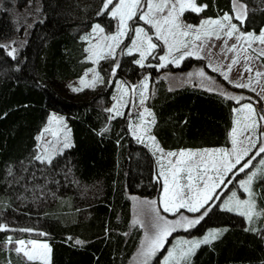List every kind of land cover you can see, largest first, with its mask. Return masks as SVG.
<instances>
[{
	"label": "trees",
	"instance_id": "trees-1",
	"mask_svg": "<svg viewBox=\"0 0 264 264\" xmlns=\"http://www.w3.org/2000/svg\"><path fill=\"white\" fill-rule=\"evenodd\" d=\"M234 1L246 7L243 23L234 19L240 29L259 33L264 0H195L207 8L184 16L196 21L232 14ZM102 3L0 0V264H43L6 246L16 239L46 241L49 264H131L141 248L143 229L133 223L132 200L158 197L156 158L130 134L127 114L112 116L101 106L110 101L113 88L103 67L100 86L71 93L64 85L90 65L82 31L94 23L114 28L108 12L97 15ZM12 49L15 58L7 54ZM259 60L264 66V56ZM185 63L206 70L202 59ZM118 64L114 78L138 76L143 70L133 55L122 56ZM184 70H148L152 135L169 151L228 147L239 98L256 105L261 100L216 73H211L216 82L211 85L170 87L166 75ZM51 112L64 116L71 143L49 163L36 158V140ZM252 188L256 209L264 212V179L258 176ZM153 208L159 209L156 202ZM204 210L186 217L196 219ZM246 221L238 213L210 207L186 233L200 236L217 228L221 234L200 244L187 264H264V215ZM164 249L159 248L157 258Z\"/></svg>",
	"mask_w": 264,
	"mask_h": 264
},
{
	"label": "rangeland",
	"instance_id": "rangeland-1",
	"mask_svg": "<svg viewBox=\"0 0 264 264\" xmlns=\"http://www.w3.org/2000/svg\"><path fill=\"white\" fill-rule=\"evenodd\" d=\"M118 0H113V3H117ZM147 0H141L142 10L147 11L146 8ZM199 6V5H197ZM243 6V7H241ZM112 8V5L109 6V9ZM165 13H159L157 14V19H160ZM239 11L241 16L246 15V7L242 3L238 1H234L233 3V13L228 14L229 16L233 17L231 20L232 24H236L238 28V32L234 34L232 38H228L223 31H219L218 34L220 36L219 39L216 38L215 34H209L204 35L205 30H208L211 33V28L213 26L206 25L205 28L200 29V39L196 40L195 36L197 34L196 29L201 25L202 21H206L209 19H222L223 16L219 17H200L196 21H191L190 19H187L184 15L187 14V12H193L190 9L186 8L185 11L180 15L179 21L182 25H192L193 29L187 36H180L176 35L175 38L172 36H169V44H175L176 48H179V51L173 49L171 55H169V44H165L162 39H159V34L157 33L156 28H154L152 25L145 23L144 20H141L139 16L142 14L141 11H138L136 16H134L131 20L127 21V31L126 35L120 37V43L117 47L114 48V56L113 59L111 55H109V49L107 45L112 44L113 42L110 40H106L105 37L112 36L118 32L119 29V22L117 19H113L109 13L108 15L112 18L114 23L113 29H107L104 26L100 25L101 28H103V32H93V27L97 25L98 23H94L90 29L84 30L81 33V39L85 42V50H86V57L85 60H87L90 65L83 71L80 77L68 80L64 83L65 88L71 92V93H77L84 91L85 89H93L97 86H100L103 84L104 80L100 73V67H103L105 71L108 72L110 75L111 84H113L112 88V96L110 101L107 104L102 103L101 106L108 111V109L116 108L121 114L116 115L115 112H109L112 116H121L123 114H127L129 117V129L130 134L139 142L145 144L154 154L156 158L157 163V170H156V176L159 179L160 182V191L158 194V197L156 200H154L157 203L158 213L160 216L164 217L166 220L173 219V217H186L188 216H194L196 212H189L186 208H180L178 210L174 209L173 211L165 212L163 208V200H164V176L161 175V173H165L167 175H171V165L169 164V161H172L175 163V161L179 158L176 157H168L166 154L168 152H175L179 154L181 151H191L193 153H197L196 156L193 157V160L196 162H199L203 160L205 163H209L211 161H219L222 158V153L220 151H213L211 153H206L204 150H223L224 152H231L233 150V139L235 138L237 142L243 141L242 145H239L240 147L249 146V141L246 139V137H251L253 141L256 143L255 148H251L249 156L244 157V159L241 161V164L246 162L251 155H254L257 149L261 146L262 143H264V121H260L258 119L259 115H264V75L257 76L256 73L260 72L264 74V68L261 65V62L259 60L260 51L264 50V44L259 43V41H253L251 43V47H248V44L245 42L244 39L237 40L236 36L240 33L249 34L247 31H242L235 20V14ZM196 13V12H193ZM197 14V13H196ZM235 19V20H234ZM240 21V20H237ZM227 23V22H225ZM136 28H142L144 30V33L147 34V36L152 38V42L157 44V47L153 50H151V54L147 55V58L144 60V66L142 68L141 75H135L134 77H127L126 79L121 78H114L112 69L115 67L117 63H119L122 56H127L128 54V48L132 47V41L136 39L135 29ZM183 30V29H181ZM226 31V29H225ZM262 31H264V27L262 28ZM261 31V32H262ZM254 33L251 32V34H254L256 36H259L260 33ZM187 45V47H184L183 45ZM232 45H236L235 50H229ZM198 51V55H208L209 59L215 62V64L219 63V68L217 67L216 71H213L210 69L205 62V67L203 70L200 68H194V66L189 65V63H185L184 66L182 65L184 60L187 58L190 59H201L197 58L196 54L193 55H185L184 59L180 60L179 66H177L175 63H171L169 61L173 60L174 58L180 57L185 52H196ZM255 50V51H254ZM134 56V61L140 59L139 52L136 50H133L132 54ZM166 56L168 59L166 61H161L160 57ZM237 60L238 62L234 64L229 71L228 65L232 63L233 60ZM161 63H164V67H159ZM212 63V62H211ZM150 65V66H149ZM169 66L173 68H179L185 69L182 72H175L167 74L166 77L168 79V83L170 87L178 86L182 83H197L201 85H211L216 83L215 80L212 77L211 73H216L219 76H221L230 86H233L232 82L235 83H243V84H249V81H251L250 86L246 87V89L253 92L258 98L261 100L260 105H256L254 102L250 101H244L241 100L235 105L234 107V123L232 130L230 132V145L228 147H212V148H202V149H183V150H164L163 153L156 150V147L153 146V142L148 138L149 136H153L151 133V127L152 124L149 122L153 119V113L150 107H148V99L151 93V81H150V73H148V70L151 68H156V70H164L168 68ZM183 66V67H182ZM250 67L251 71H246L245 69ZM117 69V68H116ZM192 69V70H190ZM203 70L205 73L204 77H200L198 73ZM116 72V71H115ZM99 74V77L102 78V82L97 81L95 82V85L92 86V82L94 79V76L96 74ZM189 73L192 75L190 76ZM166 74V73H163ZM223 74H227L228 79L226 80L224 78ZM81 80L84 81V83H81ZM146 84V87H145ZM82 89L78 91H73V89ZM245 88V87H244ZM143 93V99L144 102L141 103ZM232 94V93H230ZM241 98V97H240ZM245 104H251L252 107L255 109L257 116L255 117L257 119V126L254 130L251 128H248L245 130V124H250V120H246L245 117L247 113L243 111V106ZM259 106V107H258ZM147 109V111H145ZM148 112H151L152 115L149 116ZM55 117L56 119H53ZM145 128H150V132H145ZM47 129V131H45ZM235 130V132H234ZM53 133H56V135H53ZM138 137H143V142L138 139ZM37 145H36V156L43 157V161L48 162L51 158H53L55 155L60 153L65 147V142L71 143L69 128L67 125V122L64 118V116L50 113L46 123L41 128L39 133L37 134ZM156 145L160 149V145L156 141ZM187 159V157H185ZM264 159V153H262L260 156H257L255 160L252 161V166L250 168L245 169L244 172H239L238 169L241 165H237L236 168H234L231 172H228L224 176L223 183H218L216 188L213 190V198L209 200L208 204L205 205L209 209L210 207L216 205L220 209L226 210V202L227 207L233 208L231 212L234 213H240L243 211H246V209L240 205L238 206L236 204V201H245L247 200L248 193L244 191V188L241 187V181H244L247 179V175L250 174L252 171H256L260 167V160ZM181 175H186V173H182ZM195 175V173H194ZM209 176H213L214 172L209 171ZM184 183V181H182ZM203 185L201 184V187ZM187 192V189H185ZM233 193H235V197H233ZM188 195H192V193H188ZM141 200H138V197H134L132 200V213H133V223L141 226L143 229V237L141 242V248H139L135 255L132 258L131 264H142L143 257L141 255L143 245L145 243L146 235L151 236L154 234L155 229L152 227V224L154 222V218L156 213L152 211V201L144 200L143 198H140ZM156 208V207H155ZM203 209V208H202ZM201 209V210H202ZM228 211V210H227ZM258 211V210H257ZM241 215V214H240ZM244 216V215H243ZM172 217V218H171ZM254 217V216H253ZM200 218V216H197L196 219ZM244 218L247 220L248 223L249 220L246 216ZM178 220V219H177ZM139 221L140 223H136ZM196 224L192 227L184 228V227H177L170 236H168L165 239V242L161 248H165L164 251L161 253V257L157 258L159 249L155 252L154 255H152L150 258H148L147 264H152L154 261H156V264H165L166 261H168V264H177V260L169 257V252H174L175 255L178 257L179 252L181 249H187L189 247V242L192 241H199L203 240L205 236H208L210 233L217 232V228L209 229L206 233L203 235H191L190 232L186 233V229L191 231L190 229L194 228ZM181 230V231H179ZM24 241V244L21 245L18 242ZM31 241H36L37 244H43L47 243L46 241L42 240H36V239H16L11 242H8L6 244L7 247L12 248L16 251L17 248H23L25 251L33 252L34 255H37L38 257L40 255L44 256V259H34L39 260L42 263L49 264L50 260V252H48L45 249H41L39 247L35 248L33 250V245L30 243ZM48 244V243H47ZM50 248V247H49ZM196 249V248H195ZM194 249V251H195ZM193 251V252H194ZM191 253V255L193 254ZM22 256L27 259L23 252H21ZM190 256H188L186 261H180V264H187L189 262Z\"/></svg>",
	"mask_w": 264,
	"mask_h": 264
},
{
	"label": "snow or ice",
	"instance_id": "snow-or-ice-1",
	"mask_svg": "<svg viewBox=\"0 0 264 264\" xmlns=\"http://www.w3.org/2000/svg\"><path fill=\"white\" fill-rule=\"evenodd\" d=\"M110 5H112L111 9H109ZM146 8L147 11L142 10L141 0H118V2L115 4L113 3V0H103L101 10L97 13V15H103L105 12H108L113 19H117L119 22L118 32L112 36L105 37L106 40H110L113 42L112 44L107 45L109 49V55H111L113 59L115 58L114 48L119 45L120 37L126 35L128 27L127 21L131 20L134 16H136L138 11H141L142 13L139 18L141 20H144L145 23H148L154 28H156L157 33L159 34L158 38L162 39L165 44H169V36H172L173 38H175L177 34L180 36H187L193 29L192 25H182L179 21V17L180 15H182L185 9L188 8L193 12L200 13L205 8H207V5L205 4L202 6H197L195 0H147ZM165 10H167L166 14L163 15L160 19H157V14L165 13ZM232 18L233 17L229 16L228 14H225L222 19H209L206 21H202L201 25L196 29L197 34L195 36V39L199 40L201 38L199 34L200 29L205 28L206 25L213 27L211 28V33L208 30H205L204 35L215 34L216 38L219 39L220 36L218 32L223 31L228 38H232L234 34L239 31L237 25L231 23ZM235 19L240 20L241 23H243L244 17L240 15L239 11H237L235 14ZM93 32H103V28H101V26L97 24L93 27ZM135 34L136 39L132 41V47L128 48V54L131 55L133 50L138 51L140 59L135 60L134 63L143 67V62L147 58V55L151 54V50L155 49L157 47V44L152 42V38L147 36V34L144 33V30L142 28H136ZM236 39L238 41L244 39L245 42L248 44V47H251V43L253 41H259V43L264 44V31H262L259 36H256L251 33H240L236 36ZM183 46L187 47L186 44ZM174 48L175 50L179 51V48H176L175 44H169V55H171ZM235 48L236 45H232L229 50H235ZM198 51L199 50H197L195 53L191 51L185 52L180 57L174 58L169 62L175 63L177 66H179L180 60L184 59L185 55L196 54L197 58H202L199 57ZM14 52L15 49H12L7 54L15 58ZM260 55L264 56V50L260 51ZM167 59L168 58L166 56L160 57L161 61H166ZM237 62L238 61L234 59L232 63L228 65L229 71L231 70L232 66ZM164 66V63H161L159 65V67ZM118 67L119 64L117 63L112 69L113 75L115 74L116 68ZM216 70V68H213V71ZM245 70L251 71V68L248 67ZM189 75L191 76L192 74L189 73ZM198 75L200 77H204L205 73L203 72V70H201ZM223 75L224 78L227 80V74ZM256 75L261 76L264 74L257 72ZM97 81L102 82V78L99 77L98 73L94 76L92 86H94L95 82ZM81 83L83 84L84 81L81 80ZM232 83L235 87L246 88L250 86L251 81H249V84L235 82ZM78 90L82 89H73V91ZM262 91H264V89H262ZM221 94L227 96V98L229 99H237L236 97L228 96L227 93ZM141 96V103H143V93L141 94ZM239 99H242V97ZM108 111L115 112L116 115L121 114L116 108L108 109ZM145 111H147V109ZM243 111L247 113L245 119L251 121L250 124H245V130H247L248 128L254 130L257 126V119L255 118L257 114L255 109L252 107L251 104H245L243 106ZM148 115L151 116L152 113L148 112ZM53 119L56 118L53 117ZM258 119L260 121H264V115H259ZM149 123L154 124V118ZM45 131H47V129ZM145 132H150V128H145ZM53 135H56V133H53ZM148 138L153 142V146L156 147V150L163 153V149H160L158 145H156L155 137L149 136ZM138 139L143 142V137H138ZM246 139L249 141L250 147H240L239 145H242L243 141H240L238 143L237 140L234 138V147L231 152H224L223 150H204V152L206 153H211L213 151H220L222 153V158L219 161H211L209 163H205L203 160L199 162L194 161L193 157L196 156L197 153H193L191 151H181L179 154L175 152H168L166 154L168 157L178 156L179 158L175 161V163L169 161V164L171 165L170 178L169 175L163 172L161 173V175L164 176V211L169 212L173 211L174 209L178 210L180 208H186L189 212H199L202 208H204L205 210L198 219H188L187 217L182 216L176 221H168L158 214L157 209L153 208L152 211L156 213L154 222L152 224V227L155 229V232L151 236L146 235L145 243L141 252V255L143 257L142 264H147L148 258L154 255L155 252L163 246L166 237L170 235L171 232L174 231L177 227H192L195 224H198L199 220L203 219L204 215H207L209 209L205 208V205L208 204L209 200L213 198V190L216 188L217 184L223 183L224 176L226 173L231 172L234 168H236L238 164L241 165L238 171L244 172L245 169H248L250 168V166H252V161L255 160L257 156H260L262 153H264V143H262L261 146L255 152V154L251 155V157L246 162L241 164V161L244 159V157L249 156L251 148L256 147L255 141H253L250 136L246 137ZM69 146V143L65 142L64 147L67 148ZM185 157H187V159H185ZM36 158L40 160L44 159L41 156H37ZM48 162L50 163L51 161L49 160ZM260 164L262 166L261 168L257 169L256 171H252L250 174L247 175L246 180L240 182L241 187H243L244 191L248 193L249 198L245 201H236V204L238 206L242 205L246 209V211L240 212L239 214L246 216L249 222L252 221L253 216L259 217L261 215H264V212L257 211L256 209L255 192L252 188V184L254 180L258 178V176L259 178L264 179V159L260 160ZM210 170L214 172L213 176L208 175V172ZM182 173H186V175H181ZM182 181H184V183H182ZM201 184L203 185L202 187ZM185 189H187V192L185 191ZM188 193H192V195H188ZM233 197H235V193H233ZM151 203L154 205L155 201H152ZM226 210H233V208L227 207V202ZM136 223L140 222L137 221ZM0 230H3V226H0ZM220 234L221 233L219 232L210 233L208 236H205L203 240L189 242V247L187 249H181L178 257L175 255L174 252H169V257L176 259L177 264H180V261H186L188 256H190L194 249L199 247L200 244L211 243L212 240L216 239ZM18 243L23 245L24 241H19ZM30 243L33 245V250L39 247L50 252V248L47 243L39 245L36 241H31ZM76 243L80 244L82 243V241L77 240ZM16 252L18 254L23 252V255L29 261H32L37 258L44 259L43 255H40L38 257L37 255H34L33 252L25 251L23 248H17ZM165 264H168V261H166Z\"/></svg>",
	"mask_w": 264,
	"mask_h": 264
},
{
	"label": "crops",
	"instance_id": "crops-1",
	"mask_svg": "<svg viewBox=\"0 0 264 264\" xmlns=\"http://www.w3.org/2000/svg\"><path fill=\"white\" fill-rule=\"evenodd\" d=\"M262 31V30H261ZM260 31V32H261ZM248 33H250V32H248ZM200 57H202L201 59H203L208 65V67L210 68V69H212L213 70V68H216L217 69V67L219 68V63H218V66H217V63L215 64V62L212 60H210L209 59V56L208 55H203V56H200ZM212 62V63H211ZM262 65V64H261ZM263 66V65H262ZM263 68H264V66H263ZM43 264H45V263H43Z\"/></svg>",
	"mask_w": 264,
	"mask_h": 264
}]
</instances>
